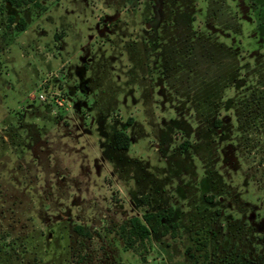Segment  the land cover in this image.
<instances>
[{
  "label": "rangeland",
  "instance_id": "374dc122",
  "mask_svg": "<svg viewBox=\"0 0 264 264\" xmlns=\"http://www.w3.org/2000/svg\"><path fill=\"white\" fill-rule=\"evenodd\" d=\"M35 1L0 0V264H264V0Z\"/></svg>",
  "mask_w": 264,
  "mask_h": 264
},
{
  "label": "trees",
  "instance_id": "16d2710c",
  "mask_svg": "<svg viewBox=\"0 0 264 264\" xmlns=\"http://www.w3.org/2000/svg\"><path fill=\"white\" fill-rule=\"evenodd\" d=\"M3 1L15 7H20L23 4H28V3H33L35 6H37V2L35 0H3ZM15 24L18 29L23 30L24 25L21 19L15 21ZM114 139L119 148L126 149L128 147V137L123 133L121 132L115 133ZM171 215H172V211L170 210L169 215L167 216L163 212L159 211L155 213H146L142 216V218L133 217L130 219L131 226L129 230L132 233V235H136L140 239L148 238L150 234V230L148 229L147 224L151 223V221L154 219L155 225L151 228V231H156V226L163 224V217H165L166 219H170ZM170 225L175 226L174 223Z\"/></svg>",
  "mask_w": 264,
  "mask_h": 264
},
{
  "label": "crops",
  "instance_id": "0c3cea01",
  "mask_svg": "<svg viewBox=\"0 0 264 264\" xmlns=\"http://www.w3.org/2000/svg\"><path fill=\"white\" fill-rule=\"evenodd\" d=\"M48 63L49 66H55L53 65L52 59H50ZM65 63L66 60L65 62H62L60 64L61 67H66ZM81 90L82 92H87L88 88H82ZM198 111L199 113L197 114L196 120L192 126L193 129L191 127L187 129V133L191 134V136H188V138H185L183 140H185L184 142L189 140L193 141V144L195 143L194 145H196L198 142L203 143V145H205V141L209 143L214 140L217 136H219L220 133H222V130L220 131L222 120L220 119V115H216L213 112L207 113V111L203 109H198ZM159 143L155 145L156 149L160 147ZM188 148L185 149L187 150Z\"/></svg>",
  "mask_w": 264,
  "mask_h": 264
},
{
  "label": "built area",
  "instance_id": "2783aa9c",
  "mask_svg": "<svg viewBox=\"0 0 264 264\" xmlns=\"http://www.w3.org/2000/svg\"><path fill=\"white\" fill-rule=\"evenodd\" d=\"M31 98V100H34L36 97H30ZM38 99L40 100V101H46L47 100V94H43V93H40V94H38ZM57 104H60V102H57Z\"/></svg>",
  "mask_w": 264,
  "mask_h": 264
}]
</instances>
